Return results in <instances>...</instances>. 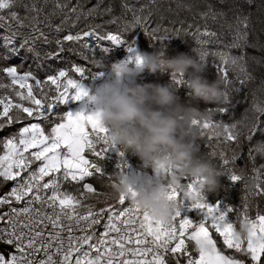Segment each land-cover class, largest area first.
Wrapping results in <instances>:
<instances>
[{
  "label": "snow or ice",
  "instance_id": "6c2138e0",
  "mask_svg": "<svg viewBox=\"0 0 264 264\" xmlns=\"http://www.w3.org/2000/svg\"><path fill=\"white\" fill-rule=\"evenodd\" d=\"M19 2L0 0V21L5 20L4 13L7 12L9 21L16 26H24L28 17L21 18L13 11ZM54 2L52 14L55 15L56 10L64 14L61 25L55 26L56 32L63 30L62 24L71 18V14H76L75 19L79 21L82 17L112 12L111 7L101 10L103 0H98L95 7L87 10L80 4L68 9L66 3ZM44 3L47 4L48 0ZM246 3L251 6L254 0H246ZM24 7L28 13H35L28 25L30 33L44 36L38 26L42 9L35 2ZM123 7L126 13H131L130 20L114 16L106 21L122 23L121 32L132 33L142 29L150 40L162 41L169 40L170 33L178 36L184 31L192 35L200 46L198 51L202 59L209 55L220 58L223 68L220 65L216 67L222 71L225 84L231 83L228 79L230 67L237 70L236 79L241 85L253 78L247 53L242 51L239 56L231 55L232 49L264 48L258 40L250 43L251 13H237L235 23L229 24L233 32L231 42L223 46L225 50L218 48L210 52L209 45L220 41L217 34L206 27L201 29L190 24L185 27L184 21L178 22L179 27H176L177 22H169L165 26L152 21L150 10L145 15L144 8L133 10L126 3ZM257 8L264 14V3ZM209 11L213 19L225 15L212 11L211 6ZM201 16L206 19L208 13H201ZM102 27L100 24L89 25L87 31L57 39L58 51L46 53V58H60L64 41H84L82 47L93 55L103 41H109L113 46L126 45L129 56L123 62L139 65L141 58L135 39L129 41L120 34L101 33L98 29ZM44 38L48 42L47 37ZM35 39V35L26 36L16 46L15 39L9 36L4 39L3 46L12 55H18V49L27 47L30 40ZM32 50L28 47V51ZM102 51L110 53L112 48L103 46ZM251 59L261 63L255 56ZM70 71L78 74L79 79L72 78ZM0 72L10 81L0 83V89H10V93L0 94V131L15 123H23L24 119L36 121L19 128L16 135L0 139V184L14 182L7 193L0 195V209L7 207V211L0 212V244L11 249L8 253L0 252V264H170L171 260L175 264H181L182 260L184 264H264V212L257 208L254 217L249 215L252 206L249 198L264 197V164L257 167L253 154L255 151L264 156V145L255 149L251 146L255 135L264 126L261 119L264 117V100L256 97L255 93L248 109L254 114L252 116L246 113L242 120L230 123L214 117L193 120L203 136L216 137V144L210 147L219 148L225 143H235L239 147L242 137L249 142L248 159L253 163L251 178L257 182L251 188L245 183L247 194L241 203L243 211L219 201L210 203L200 187L202 182L191 178L189 183L179 188L170 186L166 198L175 201L178 207L171 221L164 222L154 220L148 210L140 208L136 202L137 193L132 189L113 201L108 191H98L92 183L81 185L86 178L102 172L99 161L108 150L116 147L111 142L109 130L101 125L99 114L87 108L89 90L86 81L96 78V72L73 64L70 70L59 69L43 81L31 71L20 73L17 65L0 67ZM173 79L178 86L183 84L182 79L175 75ZM61 106H66L63 112L58 111ZM228 112V108L219 109L221 114ZM53 117L54 125L50 132H46L42 122ZM233 152L231 158L223 151L219 153L222 167L226 168L240 158L239 153ZM86 153L95 159H89ZM210 155L216 156L217 152L213 150ZM172 174L171 169L164 171L166 176ZM160 175L158 171V180ZM226 175L233 183L246 180L234 168H228ZM65 183H75L77 187L74 191L65 189ZM110 186L111 183L107 189ZM193 211L198 219L189 216ZM234 211L240 222L239 229L230 217ZM97 226H101L103 231L98 232Z\"/></svg>",
  "mask_w": 264,
  "mask_h": 264
},
{
  "label": "trees",
  "instance_id": "16d2710c",
  "mask_svg": "<svg viewBox=\"0 0 264 264\" xmlns=\"http://www.w3.org/2000/svg\"><path fill=\"white\" fill-rule=\"evenodd\" d=\"M36 3V6L42 11H40L38 16L39 28L43 31L44 36H40L39 33H30L28 27L30 23L31 15L35 13H28L24 5L29 7L32 3ZM98 0H60V3L67 4L68 9L77 4L82 5L84 10L93 8L96 6ZM127 4L129 8L133 10H139L141 8L145 9V15L147 11L150 10L152 13V21L163 23L168 26L169 22H177L176 27H179V21L185 22V27L187 25H193L194 27L199 26L201 29L205 27L217 34L219 38L218 44L209 45V51H216L218 48L220 50H225L224 45L228 44L232 40L233 32L229 29V24L235 23V16L237 13L243 12L244 14L251 13L250 17V43H256L257 40L260 44L264 45V14H262L257 6L264 3V0H254L253 5L246 3V0H103L101 5V10L103 8L111 7V14H104L100 16H93L88 18H81L76 21V14H71V18L62 24L63 30L60 32L55 31V26L61 25L64 18V14L56 10V14L53 15L55 9L54 0H48L45 4L44 0H20L13 11H16L21 18L28 17L24 20V26H16L14 22L9 21L7 17V12L4 13L5 20L0 21V67H6L10 65H17L18 71L20 73L31 71L38 79L45 80L47 75L56 74L59 69H71L72 65H78L84 67L89 72L99 73L101 70L96 68L97 60H102L105 65L109 67L116 62H119L125 54H127L126 45L113 46L109 41H103L102 46L98 48L95 55L88 49L82 47L84 41L79 42H63V51L60 53V58H46V53H55L58 51L59 46L56 43L57 39L63 40V37L67 34H76L82 30L87 31L89 25L100 24L103 27L98 29L101 33L111 32L113 34H120L122 38L126 40L135 39L136 48H139L142 52L153 51L152 44L157 46L167 45L168 55L175 56L177 52L187 53L189 55H194L192 49L198 51L199 45L197 44L194 37L181 31L179 35L169 34V40H150L142 31V29H136L132 33H123L121 28L123 24H112L106 21L115 17L131 19V13L125 12L123 7ZM209 6H211L212 11L222 12L225 15H218L215 19L212 18L211 12L209 11ZM65 9V12L68 11ZM79 11V9H78ZM201 13H208L207 18L201 16ZM48 17L45 19V17ZM163 17V19H161ZM154 26V25H153ZM29 35H35L36 39L29 42V45L23 49H18V55H12L8 48L3 46L4 39L6 37L12 36L15 39L16 46H19L24 37ZM47 37L48 42H45ZM95 43V41H93ZM112 48L110 53H104L102 47ZM28 47L33 50L28 51ZM247 53L248 67L252 74V79L247 81L244 85H241L236 79L237 70L235 68L229 69L228 79L231 81L229 84H225V91L229 95L230 102L227 105H221L220 107H226L229 109L228 113L221 114L216 112L213 116L216 120H223L226 123L234 122L237 120H242L245 114H249L248 109L252 106L253 93L256 97L264 100V48H253L247 47L246 49H232V56H239L241 52ZM199 52V51H198ZM37 54H39L37 56ZM257 57L260 59L261 63L257 64L251 59V57ZM9 57V58H5ZM206 70L203 73L204 77L209 83L214 82L218 77H223L222 71L217 69V65L221 64L220 58L218 56L209 55L205 59ZM95 61V63H93ZM41 65V66H38ZM88 74V72H86ZM70 76L72 78L79 79V75L70 71ZM97 77V76H96ZM95 79V78H94ZM89 78L86 83H90L94 80ZM224 81V79H223ZM10 81L6 75L0 72V83H9ZM140 83L146 82H157L161 84H169L174 86L176 94L180 97L182 102L192 101L194 106H198L201 110L212 109L215 110L216 105L206 104L203 100H195L192 98L191 89L187 87L186 84L177 85L173 79L172 73L151 74L145 70L143 73V79L140 81H134ZM47 90V89H45ZM10 89H0V94H8ZM66 106H61L58 111L63 112ZM264 120V117H261ZM29 119H24L23 123H15L10 127H5L3 131H0V139L9 137L10 135H16L17 130L28 123H33ZM55 118H50L48 122H42V126L45 127L46 132H50L51 127L54 125ZM243 128V126H241ZM246 131V128H243ZM219 131V129L217 130ZM216 144V137H206L197 142L199 151L202 153L210 154L213 150L217 152L216 156H212L214 163L217 168L221 169L225 176L221 177L222 187L214 193L207 194V198L210 203L223 202L227 206H232L235 209H239L241 212L243 208L241 207L242 199L247 194V188H245V183L248 188H251L257 181L253 180V163L248 159V151L250 144L249 142L241 138L240 146L237 147L235 143L232 144H222L219 148L210 147ZM264 145V126L255 135L251 146L255 149L257 146ZM2 147V143H0ZM121 150V149H120ZM236 153L240 154V158L235 160L234 164L228 165L226 168L222 167V160L219 156L221 151L224 152L229 158ZM124 159L126 160L124 165L126 169L130 166L140 167L143 164L138 156L133 152H124ZM88 155V153H86ZM256 156V166L264 164V156L259 155L254 151ZM91 159H95L89 156ZM100 167L102 168L101 173H97L94 177H88L82 183H92L97 187L98 191H108L107 186L113 182L117 173H120V167L115 163L109 162L107 159H101L99 161ZM228 168H234L238 174L246 177L245 181L233 183L229 177L226 175ZM191 179V177L186 178ZM14 182H4L0 184V194L7 192L11 189ZM185 184V183H184ZM252 206L249 210L250 216H255L257 208L264 212V197H250ZM237 213L234 211L230 213V217L236 224V227L240 228V222L236 219ZM195 219H198V215H194ZM215 235V234H214ZM11 249L4 244H0V252L8 253ZM170 264H175L174 260L170 261ZM184 264V261H181Z\"/></svg>",
  "mask_w": 264,
  "mask_h": 264
},
{
  "label": "clouds",
  "instance_id": "9594fccd",
  "mask_svg": "<svg viewBox=\"0 0 264 264\" xmlns=\"http://www.w3.org/2000/svg\"><path fill=\"white\" fill-rule=\"evenodd\" d=\"M152 48L151 52L139 53V65L121 61L109 67L97 60L96 68L101 70L97 77L107 72L111 77L88 87L86 99L94 106L93 112L99 114L101 125L109 130L111 142L124 152L135 153L161 174L159 180H154L117 173L108 188L110 199L116 201L132 189L141 209L148 210L154 220L169 222L178 207L166 198L170 186L179 188L185 177H191L202 182L205 195L222 187L225 173L217 168L210 154L199 151L197 142L204 136L193 120L211 119L230 99L223 77L211 83L204 77L206 63L197 50L192 49L194 55L177 52L170 57L167 45L152 44ZM145 70L161 76L172 73L191 89L193 99L217 107L209 112L194 106L191 100L182 102L173 85L131 82L142 80ZM167 169L173 171L171 176L164 175ZM184 191L187 193V189Z\"/></svg>",
  "mask_w": 264,
  "mask_h": 264
},
{
  "label": "rangeland",
  "instance_id": "374dc122",
  "mask_svg": "<svg viewBox=\"0 0 264 264\" xmlns=\"http://www.w3.org/2000/svg\"><path fill=\"white\" fill-rule=\"evenodd\" d=\"M137 51L139 53L142 52L139 48H137ZM128 56H129V53L125 54V56L119 62L126 61L128 59ZM110 77H111V73L107 72V73H104L102 77H96L90 83H86V85H87V87H91L94 83L98 82L99 79L110 78ZM133 81H134V79L131 80V82H133ZM87 108L89 111L95 110L94 106L90 105L89 103L87 104ZM120 153H121V150L118 147H115L113 149L108 150L102 159H107L109 162L115 163L118 167H120V172H125V173L133 175V176H139V177L151 178L154 180H158V176H157V173L155 172V170L150 165H146L144 162L140 167L130 166V167H128V169H126L124 166L122 168L121 166L124 165L126 160L124 159V156L120 155ZM86 156L89 159H91L89 157V156H91L90 153H88V155L86 154ZM33 167L35 168L36 165L34 164ZM189 182H190V179L189 180L184 179V181H183V183H185V184H187ZM82 184L83 183L81 182V185ZM64 187H65V189H69V190L74 191L76 189L77 185L75 183H72V184L65 183ZM98 206H102V205H98ZM190 214L191 213H189V216H190Z\"/></svg>",
  "mask_w": 264,
  "mask_h": 264
},
{
  "label": "built area",
  "instance_id": "2783aa9c",
  "mask_svg": "<svg viewBox=\"0 0 264 264\" xmlns=\"http://www.w3.org/2000/svg\"><path fill=\"white\" fill-rule=\"evenodd\" d=\"M19 206V205H17ZM7 211V207L5 206L4 208L0 209V212ZM103 224V221L101 222ZM97 231L102 232L103 228L101 226H97Z\"/></svg>",
  "mask_w": 264,
  "mask_h": 264
},
{
  "label": "crops",
  "instance_id": "0c3cea01",
  "mask_svg": "<svg viewBox=\"0 0 264 264\" xmlns=\"http://www.w3.org/2000/svg\"><path fill=\"white\" fill-rule=\"evenodd\" d=\"M190 213H191V214H190V217L193 218V219H195V217H194V215H196L195 211L190 212Z\"/></svg>",
  "mask_w": 264,
  "mask_h": 264
},
{
  "label": "bare ground",
  "instance_id": "6f19581e",
  "mask_svg": "<svg viewBox=\"0 0 264 264\" xmlns=\"http://www.w3.org/2000/svg\"><path fill=\"white\" fill-rule=\"evenodd\" d=\"M13 186H14V184L12 185V187H13ZM12 187H11V188H12ZM7 192H8V191H7ZM7 192H5V193H7ZM5 193H2V194H0V195H3V194H5Z\"/></svg>",
  "mask_w": 264,
  "mask_h": 264
}]
</instances>
